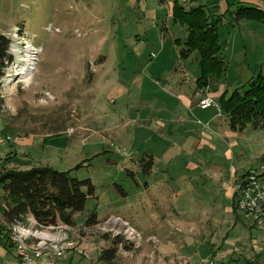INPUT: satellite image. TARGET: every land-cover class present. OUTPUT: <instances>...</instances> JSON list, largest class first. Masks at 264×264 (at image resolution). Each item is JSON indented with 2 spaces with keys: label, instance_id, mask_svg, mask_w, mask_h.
<instances>
[{
  "label": "crops",
  "instance_id": "0c3cea01",
  "mask_svg": "<svg viewBox=\"0 0 264 264\" xmlns=\"http://www.w3.org/2000/svg\"><path fill=\"white\" fill-rule=\"evenodd\" d=\"M142 1L138 0L136 4L132 0L124 1V9L130 8L128 14L133 17L127 20L123 15L117 24L115 36L102 38V49L91 54H99L102 58L110 55L116 58V63L108 66L110 80L102 82L109 98L115 102V110L107 112L101 118L102 132L106 134L105 140H110L109 144H126L130 155L135 154V157L129 156L124 160L127 165L125 171L134 181L136 176L139 178L143 190L139 199L133 202H122L117 198L113 207L115 209L108 211L106 215L100 216L95 210L93 212L98 222L109 215H118L132 223L141 236L146 238L140 249L128 248L122 252V264H196L200 257L192 255L194 257L188 259L190 254H194L192 244L188 243L193 237L188 235V240L180 245V250L188 249L191 252L178 250V263L175 259L167 261L166 255L175 247L172 234L178 230L181 234L186 228H196L198 232L197 227L205 222L214 226L228 223L231 226L226 232L229 237L238 226V218L244 219V214L236 208L235 202L241 179L250 167L244 168L246 160L239 161L243 151L238 152L237 147L240 145L238 136H246V132L251 135L252 128L234 131L230 129L222 111L218 113L213 106H199L203 86L196 82L200 75L198 54L192 51L185 59L178 56L186 30L172 19L174 0H156L150 5L145 0ZM177 1L186 9L203 5L210 14L222 15L223 21L217 32L226 70L218 79H207L210 95L216 101L223 92L229 94L234 88L245 85L264 71V21H235L232 18L234 9L241 5L264 11V0ZM82 21L94 30L91 21L85 17ZM119 26H133L132 33H122L121 40L125 41L124 44L120 43L117 36ZM151 40L154 43L148 56L151 55L154 59L149 57L151 60L146 61L141 56L144 55V50H149L145 43ZM162 52L166 57L160 67L156 58ZM118 57L123 59L118 60ZM107 63L105 60L99 65ZM147 155L151 156L152 165L149 172L144 173L139 160ZM16 156L17 153L12 159L14 163ZM36 161V165H44L41 161ZM6 167L21 168L12 162ZM28 168L29 166L26 167ZM138 173L145 175V178L138 177ZM112 185L118 197L127 196V192L119 184L113 182ZM4 194L0 186V264H20L9 241L8 227L2 223ZM77 214H74V219ZM246 220L252 224L249 219ZM246 220L244 221L247 222ZM86 227H93V224ZM148 237L157 239L158 246L154 247L162 249V253L155 254L151 244L155 242H147ZM101 241L107 244L109 238ZM91 247L94 246L91 244ZM100 253L94 251V248L88 255L69 250L62 257L56 258L44 253L40 257L32 256V262L80 264L87 258L92 264H104L99 260Z\"/></svg>",
  "mask_w": 264,
  "mask_h": 264
},
{
  "label": "rangeland",
  "instance_id": "374dc122",
  "mask_svg": "<svg viewBox=\"0 0 264 264\" xmlns=\"http://www.w3.org/2000/svg\"><path fill=\"white\" fill-rule=\"evenodd\" d=\"M124 1L0 0V34L8 40L7 53L10 55V59L0 63V134L6 133L11 137L10 142L0 144V170L10 166L11 162L20 169H26L36 166V160H39L53 169L70 171V175L79 180L90 178L95 188L94 196L87 199L84 210L75 216V224L63 228L70 239L79 244L82 242L89 251L94 248V251L101 252L112 244L113 239L119 237L121 240L124 236L114 233L112 236V233L94 226L86 227L84 220L89 213L95 210L100 216L106 215L115 209L117 198L122 202H133L139 199L143 190L139 178L134 176V181L125 171L124 160L129 156L135 157V154L130 155L126 144L112 146L102 132V116L115 110V102L109 98L102 82L110 80L108 66L116 63V58L91 54L102 49V38L115 36L123 15L127 20L133 17L128 14L130 8L124 9ZM137 1L132 0L134 4ZM145 1L148 5L156 2ZM84 17L91 21L94 30L83 23ZM132 29L133 26L120 27L117 34L120 43H125L121 40L122 33H132ZM153 43V40L145 43L149 50L140 55L142 59H154L148 56ZM28 49L32 51L34 65L25 81L18 73L27 65L25 54ZM165 55L162 52L156 58L160 67ZM119 57L118 60L123 59ZM105 60L107 65H99ZM207 86L206 83L200 92L202 98L207 94ZM247 133L246 136H238L242 147L238 142L237 150L243 151L239 161L246 160L245 169L255 168L264 175V130L252 129L251 135ZM14 152L15 155L17 153L15 163L12 161ZM138 175L145 178L141 173ZM113 182L127 192L126 197H118ZM243 218H238V226L229 237L226 234L231 229L228 223L214 226L205 222L197 227L198 232L196 228H186L181 234L180 230L174 232L172 240L175 247L166 255L167 261L175 259L178 263V250L191 252L180 250L188 235L193 237L188 243L192 244L194 253L188 259L200 257L196 264L207 260L214 264H264V226H255ZM22 223L34 228L42 227L29 219ZM108 238L109 243H102V239ZM143 239L138 243L124 239L123 244L118 245L119 249L117 246L113 264H122V252L128 248L140 249ZM146 241L156 243H151L155 254L162 253V249L154 247L158 246L157 239L151 237ZM80 264L92 263L84 258Z\"/></svg>",
  "mask_w": 264,
  "mask_h": 264
},
{
  "label": "trees",
  "instance_id": "16d2710c",
  "mask_svg": "<svg viewBox=\"0 0 264 264\" xmlns=\"http://www.w3.org/2000/svg\"><path fill=\"white\" fill-rule=\"evenodd\" d=\"M232 15L235 21H264V11L253 6H238ZM172 19L186 30L183 46L179 48V58L185 59L192 51L198 54L200 75L196 79L197 84L204 86L208 78L223 76L226 64L217 32L223 21L221 13L214 16L203 5L186 9L174 0ZM7 48L8 40L4 34H0L1 64L4 59H10ZM217 103L230 129L238 132L245 127L264 130V71L229 94L223 92ZM139 162L142 171L149 172L151 156H142ZM0 186L5 192L2 212L5 227L30 218L42 226H73L74 214L84 210L87 199L94 196L95 189L90 178L79 180L72 177L70 171H59L48 165H33L28 169L3 168L0 170ZM116 186L124 195L122 189ZM97 222L96 214L92 211L84 220V225L92 226ZM120 241L119 237L113 239L112 244L101 251L99 260L104 264H113Z\"/></svg>",
  "mask_w": 264,
  "mask_h": 264
},
{
  "label": "built area",
  "instance_id": "2783aa9c",
  "mask_svg": "<svg viewBox=\"0 0 264 264\" xmlns=\"http://www.w3.org/2000/svg\"><path fill=\"white\" fill-rule=\"evenodd\" d=\"M79 34V32H78ZM207 94L200 100V107L207 108L213 106L219 113L221 110L218 103L210 95L209 86L206 88ZM8 134H0V144L10 142ZM236 208L244 214L255 226H264V175L255 168H249L241 179L237 190L235 202ZM33 221V219H29ZM116 223H114V222ZM114 223V224H113ZM63 224L42 226L40 228L25 226L23 223H14L8 227L9 241L20 264H33L32 256L40 257L44 253L52 257H62L67 251L73 250L80 255H88V247L70 239L63 230ZM94 228L103 232L112 233L111 235H124L119 246L126 241L133 240L138 243L143 236L127 221L117 215H109L99 221ZM151 237H148L150 239ZM118 246V249H119ZM91 249V247H90ZM202 264H214L212 260H207Z\"/></svg>",
  "mask_w": 264,
  "mask_h": 264
},
{
  "label": "bare ground",
  "instance_id": "6f19581e",
  "mask_svg": "<svg viewBox=\"0 0 264 264\" xmlns=\"http://www.w3.org/2000/svg\"><path fill=\"white\" fill-rule=\"evenodd\" d=\"M25 61L27 62V65H25L24 67H21L20 72L18 74L20 75L21 80L27 81L28 79L26 78L30 74V71L33 70V65H34V58L32 56V51L30 49H28L25 54Z\"/></svg>",
  "mask_w": 264,
  "mask_h": 264
}]
</instances>
